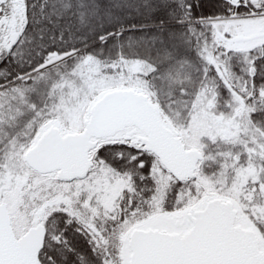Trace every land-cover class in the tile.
Returning a JSON list of instances; mask_svg holds the SVG:
<instances>
[{"label":"snow or ice","instance_id":"1","mask_svg":"<svg viewBox=\"0 0 264 264\" xmlns=\"http://www.w3.org/2000/svg\"><path fill=\"white\" fill-rule=\"evenodd\" d=\"M0 264H264V0H0Z\"/></svg>","mask_w":264,"mask_h":264}]
</instances>
